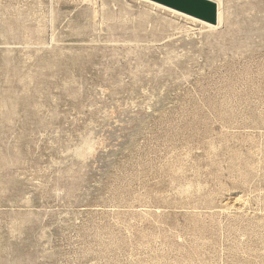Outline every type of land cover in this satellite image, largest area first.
I'll use <instances>...</instances> for the list:
<instances>
[{
	"label": "rangeland",
	"instance_id": "obj_1",
	"mask_svg": "<svg viewBox=\"0 0 264 264\" xmlns=\"http://www.w3.org/2000/svg\"><path fill=\"white\" fill-rule=\"evenodd\" d=\"M174 13L0 0V264H264V0Z\"/></svg>",
	"mask_w": 264,
	"mask_h": 264
},
{
	"label": "water",
	"instance_id": "obj_2",
	"mask_svg": "<svg viewBox=\"0 0 264 264\" xmlns=\"http://www.w3.org/2000/svg\"><path fill=\"white\" fill-rule=\"evenodd\" d=\"M201 22L215 25L217 7L209 0H148Z\"/></svg>",
	"mask_w": 264,
	"mask_h": 264
},
{
	"label": "bare ground",
	"instance_id": "obj_3",
	"mask_svg": "<svg viewBox=\"0 0 264 264\" xmlns=\"http://www.w3.org/2000/svg\"><path fill=\"white\" fill-rule=\"evenodd\" d=\"M144 1H146V2H150V1H148V0H144ZM209 1L213 2V3L216 5V7H217V20H216V24H215V25H211V24H207V23L201 22V21H199V20H196V19H194V18H192V17H189V16H187V15H184V14H182V13H179V12L173 11V10H171V9H169V8H167V7L161 6V5H159V4H156V3H153V2H150V3H153V4H155L156 6L162 7L163 9H166V10L173 11V12H175V13H178V14H180L181 16L183 15V16H185V17L191 18V19H193V20H195V21H198V22H200V23H202V24H204V25H206V26H208V27H212V28L214 29V27H215L216 25H218V24H219V21H220V4H221V0H209ZM175 13H174V14H175ZM221 21H222V20H221Z\"/></svg>",
	"mask_w": 264,
	"mask_h": 264
}]
</instances>
